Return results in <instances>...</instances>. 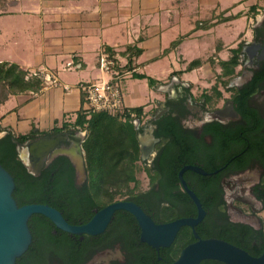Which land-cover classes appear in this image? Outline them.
<instances>
[{"label":"flooded vegetation","instance_id":"1","mask_svg":"<svg viewBox=\"0 0 264 264\" xmlns=\"http://www.w3.org/2000/svg\"><path fill=\"white\" fill-rule=\"evenodd\" d=\"M237 65L222 90L212 85L210 95L204 89L194 95L190 86L170 83L152 112L137 121L148 152L143 158L140 150L139 159L147 184L131 181L130 194L84 205L82 197L90 193L88 168L77 150L72 157L56 154L38 173L22 164L45 182L47 198L72 224L89 221L98 209L121 199L136 202L156 222L197 217L198 206L181 176L204 206L193 226L201 237L230 234L254 246L264 235V32L254 31L242 42ZM215 109L221 114L212 118L208 113ZM60 131H68L73 145H82V130ZM28 224L32 239L15 264H84L106 250V258L96 264H167L173 243L195 239L190 225L192 239L183 236L185 224L168 246L156 249L140 239L139 224L125 209L115 210L97 233H72L53 223L47 236L33 214Z\"/></svg>","mask_w":264,"mask_h":264},{"label":"crops","instance_id":"2","mask_svg":"<svg viewBox=\"0 0 264 264\" xmlns=\"http://www.w3.org/2000/svg\"><path fill=\"white\" fill-rule=\"evenodd\" d=\"M254 31L264 32V0H0V61L42 79L39 89L0 102L1 132L48 134L74 122L82 109L79 83L108 77L98 65L101 47L113 53L124 99L130 108L142 106V117L170 83L210 95L229 74L220 61ZM130 46L140 51L130 55ZM194 59L200 63L188 67Z\"/></svg>","mask_w":264,"mask_h":264},{"label":"trees","instance_id":"3","mask_svg":"<svg viewBox=\"0 0 264 264\" xmlns=\"http://www.w3.org/2000/svg\"><path fill=\"white\" fill-rule=\"evenodd\" d=\"M176 42L177 40L173 41V45ZM239 49L240 46L232 48L233 53L231 57L220 61L224 75L234 71V66L238 63L237 51ZM132 50L139 52L140 48L132 46L126 48V52L130 53V55ZM199 63V59H194L189 62L188 67ZM138 75L141 77L145 76L144 74ZM148 79L149 82L153 81V78L149 76ZM41 84L42 79L39 75L28 73L27 70L20 67L16 62L0 61V102L4 101L10 93L37 90ZM217 92L219 93L218 90ZM131 111L135 112L138 120L142 119V106L129 107L125 113H109L107 111L87 113L81 109L77 113L74 122H64L60 126H54V130L68 129L70 126L77 129H86L82 148L88 168L90 193L82 197L84 205H102L107 200L123 197L131 193V181L135 182L136 185L138 184L139 180L136 171L138 170L137 161L140 159V146L137 138L138 128L130 116ZM2 129L0 125V131ZM36 133L38 132L32 130L29 134L14 136L12 133L6 132L0 136V163L14 176L15 187L13 189V196L18 204L47 202L59 208L57 203L47 198L46 192L48 187L45 185V182L37 177L34 178L26 172L15 149V143L12 140L15 137L23 141L28 137L36 135ZM106 196H108L107 199H105ZM33 215L39 221L40 226L45 228V234L49 236V228L53 226L52 221L41 213H34ZM188 230L187 225L182 227L183 236H190L189 239H192V233H188ZM200 234L207 236L203 232ZM217 236L235 243L255 255L260 254L264 249V235L254 246H250V243L246 241L239 242L234 235L221 233ZM184 244L186 242L179 243L176 241V245L174 243L171 245L173 255L171 260L177 257ZM199 264L225 263L216 259H202Z\"/></svg>","mask_w":264,"mask_h":264},{"label":"water","instance_id":"4","mask_svg":"<svg viewBox=\"0 0 264 264\" xmlns=\"http://www.w3.org/2000/svg\"><path fill=\"white\" fill-rule=\"evenodd\" d=\"M210 117H219L221 110L215 109L208 113ZM139 121V120H138ZM6 132L0 131V136ZM141 156L147 155L144 140L137 135ZM21 162L28 171L38 173L56 154L62 153L69 157L74 151L84 154L81 143L75 146L69 140L68 131L31 136L23 141L12 138ZM83 158V156H82ZM180 180L198 206L197 217H180L165 222H156L142 207L131 200H115L98 209L92 218L82 224H72L56 207L43 202H26L18 204L13 196L15 179L13 174L0 163V264H15L29 246L32 233L28 224L29 217L34 213L47 216L56 227L72 233H97L101 231L113 212L117 209L130 211L140 227V239L158 249L168 246L182 225L193 226L204 214V206L198 197L187 187L183 178ZM195 239L185 244L177 257L167 264H199L202 259H216L225 264H264V249L260 254H252L245 248L220 237H201L193 228ZM106 251L97 252L84 264H96L107 256Z\"/></svg>","mask_w":264,"mask_h":264},{"label":"built area","instance_id":"5","mask_svg":"<svg viewBox=\"0 0 264 264\" xmlns=\"http://www.w3.org/2000/svg\"><path fill=\"white\" fill-rule=\"evenodd\" d=\"M99 68L108 77H101L92 80H86L79 83L82 93V109L87 112L107 111L109 113H125L129 108L118 82V70L115 67V59L113 53L105 47H101L98 51ZM47 79H51L56 83L53 74L46 72ZM134 122L138 121L135 112H130Z\"/></svg>","mask_w":264,"mask_h":264},{"label":"rangeland","instance_id":"6","mask_svg":"<svg viewBox=\"0 0 264 264\" xmlns=\"http://www.w3.org/2000/svg\"><path fill=\"white\" fill-rule=\"evenodd\" d=\"M199 13H201V12H199ZM202 13L200 14V17L202 18ZM237 24V23H236ZM234 28V30H237L235 27H233ZM233 30V31H234ZM231 37V36H230ZM226 38L228 39L229 37L226 35ZM215 38L212 36L211 37V41L214 43L215 42V40H214ZM0 46H1V44H0ZM4 46H5V49H8L9 48V46H6V44H4ZM203 46V45H202ZM205 48V46H203V48L202 49H204ZM200 49H201V47H200ZM201 49V50H202ZM198 51H200V50H198ZM0 56H2V53H1V50H0ZM225 82H226V79H225ZM223 85V84H222ZM222 87V86H221ZM196 93H198L197 91H196ZM161 96L163 97L164 95L163 94H161ZM145 118V116L144 117H142V119H144ZM136 122V121H135ZM70 127H73V126H70ZM79 130H82V132L85 134L86 133V129L85 128H81V129H79ZM137 164H138V170L136 171V175H137V178H138V180H139V182H138V185L139 186H141V187H144V186H146V182H147V178H146V175H145V173H144V171H143V165L141 164V162H140V160H138L137 161ZM130 184H132V182L130 183ZM108 198V196H106L105 197V199H107ZM117 198V197H116Z\"/></svg>","mask_w":264,"mask_h":264}]
</instances>
